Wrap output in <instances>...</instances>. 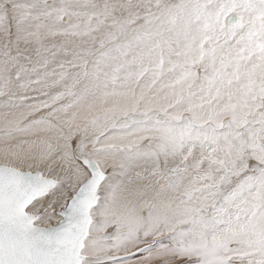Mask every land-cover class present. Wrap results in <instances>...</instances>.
<instances>
[{
  "label": "snow or ice",
  "instance_id": "1",
  "mask_svg": "<svg viewBox=\"0 0 264 264\" xmlns=\"http://www.w3.org/2000/svg\"><path fill=\"white\" fill-rule=\"evenodd\" d=\"M0 264H264V0H0Z\"/></svg>",
  "mask_w": 264,
  "mask_h": 264
}]
</instances>
